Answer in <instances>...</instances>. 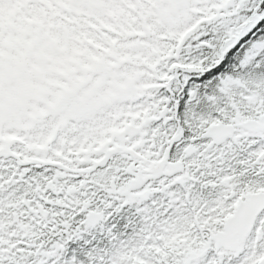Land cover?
I'll return each mask as SVG.
<instances>
[{
    "label": "snow or ice",
    "instance_id": "6c2138e0",
    "mask_svg": "<svg viewBox=\"0 0 264 264\" xmlns=\"http://www.w3.org/2000/svg\"><path fill=\"white\" fill-rule=\"evenodd\" d=\"M0 264H264V0H0Z\"/></svg>",
    "mask_w": 264,
    "mask_h": 264
}]
</instances>
